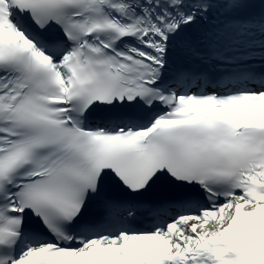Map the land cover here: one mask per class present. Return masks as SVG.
Listing matches in <instances>:
<instances>
[{
	"label": "snow or ice",
	"instance_id": "1",
	"mask_svg": "<svg viewBox=\"0 0 264 264\" xmlns=\"http://www.w3.org/2000/svg\"><path fill=\"white\" fill-rule=\"evenodd\" d=\"M0 264H264V0H0Z\"/></svg>",
	"mask_w": 264,
	"mask_h": 264
}]
</instances>
